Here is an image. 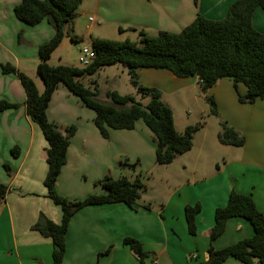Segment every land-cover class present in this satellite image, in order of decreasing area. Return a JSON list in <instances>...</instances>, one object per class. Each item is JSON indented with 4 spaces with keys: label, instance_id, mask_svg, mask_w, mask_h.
<instances>
[{
    "label": "crops",
    "instance_id": "obj_1",
    "mask_svg": "<svg viewBox=\"0 0 264 264\" xmlns=\"http://www.w3.org/2000/svg\"><path fill=\"white\" fill-rule=\"evenodd\" d=\"M235 1L92 0V7L82 9L83 0L76 19L66 27L69 36L65 39L73 43L84 39L91 44L95 38L109 39L112 33L119 32L123 40H132L129 34H134L133 41L138 40V32L130 29L144 30L150 35L162 31L180 33L198 14L223 20ZM20 2L0 0V66L9 64L33 77L23 67L31 71L33 65L37 71L39 47L54 37L55 30L48 20L36 26L20 21L15 15ZM89 14L93 16L88 19L93 26L82 22ZM253 25L264 34V10L260 7L254 12ZM20 32H23L21 43ZM65 39L52 54L53 66L56 64L52 58ZM56 56L64 61V54L59 52ZM137 73L142 85L159 89L162 97L164 91L174 92L186 82L178 81L181 78L168 70L140 69ZM193 80L200 87L199 79ZM167 83L175 86L166 88ZM37 87L44 90L38 84ZM238 92L244 96L247 88L240 84ZM206 95L215 99L222 120L244 136L246 144L234 147L219 142L231 147L226 148L228 160L205 174L201 171L205 161L203 149L194 152V144L186 153L191 155L181 172L174 171L177 174L174 178L172 169L168 175L153 173L158 165L156 143L142 121L137 122L134 130H111L106 140L95 126L94 111L64 85H59L49 105L48 118L60 127L77 126V133L71 140L67 163L57 182L58 193L69 200L101 195L104 190L95 183L108 174L144 185L133 209L125 204H108L79 211L69 225L63 264H201L210 258L208 250L216 209L227 205L233 190L250 195L264 214V102L260 99L253 104L239 102L229 78L221 79ZM26 100L18 76L4 74L0 67V102L21 106L0 111V183L9 188L5 199L0 200V264H52V240L32 227L40 214L57 224L63 216L61 207L48 197L44 185L48 171L47 143L39 126L27 114ZM15 147L20 149L19 157L12 155ZM232 156L237 160L232 161ZM133 164L139 166L131 168ZM5 165L10 166V174ZM196 204L201 205V212L196 220L197 235L191 236L185 207ZM253 235L254 228L248 220L233 218L213 246L221 250ZM127 237L143 245L147 252L144 262L124 245ZM223 264L243 263L229 259Z\"/></svg>",
    "mask_w": 264,
    "mask_h": 264
},
{
    "label": "trees",
    "instance_id": "obj_2",
    "mask_svg": "<svg viewBox=\"0 0 264 264\" xmlns=\"http://www.w3.org/2000/svg\"><path fill=\"white\" fill-rule=\"evenodd\" d=\"M83 0H21L15 8L16 17L29 26H36L48 20L55 30L54 37L43 43L38 50L40 63L37 74L44 84L40 92L32 78L12 65H1L4 74H16L25 89L26 110L31 120L42 131L47 143L45 160L48 165L44 185L48 197L62 209V221L57 224L40 214L32 227L46 238L52 240L54 251L52 264H63L66 254V237L72 218L81 210L90 206L125 204L133 209L141 197L144 185L132 182L126 177L113 178L110 174L95 183L104 193L92 194L84 200H69L57 191V182L63 167L67 163V153L77 126L60 127L50 122L47 111L53 95L59 85H64L77 96L87 108L95 113L94 123L101 136L108 140L111 130H134L138 121H142L154 136L156 143V163L170 165L178 155L193 149L194 134L201 126H188L179 133L175 126L174 113L170 106L162 101V92L141 84L138 70H168L178 78L197 77L201 90L208 93L223 78L233 81L239 102L253 104L257 100L264 102V34L255 29L253 15L257 8L264 10V0H237L233 3L223 20H211L201 14L180 33L159 32L150 35L144 30L138 32V40L129 38L123 41L95 38L91 49L95 53L84 67L50 64L52 54L69 36L66 30L80 9ZM121 32L124 29H120ZM23 32L19 34L22 42ZM73 40H77L74 37ZM121 64L128 69L131 82L142 98L149 97L144 105L132 95H121L117 91L107 93L110 103L98 99V91L86 87L81 80L97 74L103 67ZM247 88V94L238 92L239 85ZM211 105V114L219 117L216 101L206 97ZM19 104L0 102V111L18 109ZM218 140L222 145L243 147L246 138L239 134L227 122H221ZM12 155L19 157L20 149H12ZM10 174V166L5 165ZM9 192L6 185L0 183V200ZM201 205H187L185 218L191 236L197 235V216ZM244 218L254 228L251 238L240 240L224 249L216 250L213 243L220 238L230 219ZM135 255L144 262L147 257L143 245L134 238L124 239ZM109 252V251H108ZM210 258L201 264H223L235 259L243 264H264V214L259 211L250 195L233 190L225 207L215 212V226L210 234ZM42 264V263H41Z\"/></svg>",
    "mask_w": 264,
    "mask_h": 264
},
{
    "label": "rangeland",
    "instance_id": "obj_3",
    "mask_svg": "<svg viewBox=\"0 0 264 264\" xmlns=\"http://www.w3.org/2000/svg\"><path fill=\"white\" fill-rule=\"evenodd\" d=\"M92 4V0H85V4L82 9H89L92 7ZM90 15L92 16V14H89L82 18V22L85 26H93V23L88 20ZM91 21H93V19H91ZM102 34L103 36L108 37L107 34ZM129 36L132 37V40H134V34H129ZM108 38L110 40L123 41L119 32L112 33V35ZM84 48L91 49V44L88 40L85 41L84 39H81L73 43L71 40L65 39L64 44L58 50L61 54H64V61H60V58L56 56L59 52H57V54L52 58V61L56 64L55 66L66 64V66L84 67L85 64L79 61L82 56L81 50ZM23 68L28 70L29 74H32L33 77H29L42 87L41 89H43V81L38 76L34 66L32 65L31 71H29V67ZM26 75L28 76V74ZM178 81L186 82L182 87L178 88L174 92L164 91L162 101L172 108L173 113L175 114V126L180 132L184 133L188 126H201V128H199V130L194 134L193 143L195 144V147L193 151L196 152L203 149L202 153L205 161L202 163L201 171L205 174V172H208L211 168H216L217 164L222 166L224 161L228 160L226 155L228 152L226 151V148L231 147H225L226 145L222 146L218 141V134L221 132L220 123L225 121L222 120L220 114L219 117L211 114V105L206 98L207 96H204L201 87L198 86L193 78H181ZM81 82L93 91L97 88L98 99L104 103L111 102L107 97V93L109 91H117L121 95H132L144 105L148 104L150 101L149 97L142 98V96L138 94L137 89L131 82L128 69L121 64L103 67L97 74L86 77L82 79ZM166 86V88H171L172 86H175V84L167 83ZM40 92H43V90ZM152 137L154 139L153 134ZM190 155L191 154L178 155L174 159L173 163L170 164L172 166L156 164L157 166L154 168L155 171L152 172L156 176H161L163 173L168 175L169 171L172 169V176L176 178V172H181L183 164H185V160ZM230 158L232 161L237 160L233 156ZM145 160L149 161L147 158H145ZM147 161L145 162L147 163ZM123 162L127 164L126 161ZM188 165L190 166L189 163ZM137 166H139V164H133L131 165V168H135Z\"/></svg>",
    "mask_w": 264,
    "mask_h": 264
},
{
    "label": "built area",
    "instance_id": "obj_4",
    "mask_svg": "<svg viewBox=\"0 0 264 264\" xmlns=\"http://www.w3.org/2000/svg\"><path fill=\"white\" fill-rule=\"evenodd\" d=\"M82 56L79 61L85 65H87L92 59L95 58V53L92 49L84 48L81 50Z\"/></svg>",
    "mask_w": 264,
    "mask_h": 264
},
{
    "label": "water",
    "instance_id": "obj_5",
    "mask_svg": "<svg viewBox=\"0 0 264 264\" xmlns=\"http://www.w3.org/2000/svg\"><path fill=\"white\" fill-rule=\"evenodd\" d=\"M204 93V96L206 97L207 95H206V93L205 92H203Z\"/></svg>",
    "mask_w": 264,
    "mask_h": 264
}]
</instances>
